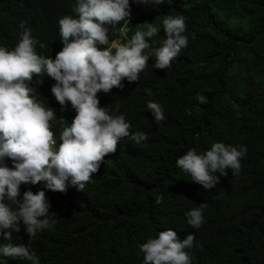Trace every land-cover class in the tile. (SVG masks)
I'll list each match as a JSON object with an SVG mask.
<instances>
[{"label":"trees","instance_id":"16d2710c","mask_svg":"<svg viewBox=\"0 0 264 264\" xmlns=\"http://www.w3.org/2000/svg\"><path fill=\"white\" fill-rule=\"evenodd\" d=\"M74 3L0 0V46L14 49L23 21L46 45H37V53L54 59L63 47L58 20L74 15ZM165 15L185 17L188 36L171 68L155 69L156 58L150 57L138 82L125 80L123 89L98 95L101 107L124 114L130 132L142 131L148 139L139 145L122 139L84 191L21 185L18 199L28 190L45 191L49 219L56 221L53 230L31 241L40 264H143L139 246L169 228L181 240L195 234L200 246L186 249L193 264H264V0H165L158 7L132 3L124 42L145 29V23H153L158 32L145 54L162 46ZM54 83L42 76L34 77L30 86L45 107L55 110L52 130L58 136L60 118L70 123L75 112L70 104L61 111L51 93ZM197 95L206 102L198 103ZM149 101L164 109L159 124L147 108ZM214 142L246 145L248 151L240 173L234 176L229 169L220 176L222 185L209 191L192 183L176 160L190 148L205 152ZM201 203L206 205L205 223L195 229L187 224L185 212ZM20 227L12 241L0 234V244L28 245L31 238ZM0 264L30 262L0 256Z\"/></svg>","mask_w":264,"mask_h":264},{"label":"clouds","instance_id":"9594fccd","mask_svg":"<svg viewBox=\"0 0 264 264\" xmlns=\"http://www.w3.org/2000/svg\"><path fill=\"white\" fill-rule=\"evenodd\" d=\"M132 3L158 7L165 0H75L74 15L58 20L63 47L54 59L37 53V45L41 49L46 45L33 37L23 21L14 49L0 46V234L12 241L22 224L31 238L28 245L0 244V256L40 264L31 250V241L38 233L53 230L56 224L49 219L51 205L45 191L28 190L18 199L21 185H42L53 192H66L69 186L84 191L104 158L117 151L122 139L128 138L136 145L148 139L142 131L130 132L124 114L113 115L108 107H101L98 95H107L113 88L123 89L125 80L138 82L150 57L156 58L155 69H170L187 47L188 36L185 17L165 15L162 46L145 54L151 47L149 39L158 32L153 23H145V29L136 30L124 42ZM110 33L114 39H110ZM42 76L55 81L51 93L61 111L70 104L75 112L70 123L60 118L58 136L52 130L57 122L55 110L45 107L37 98L36 88L30 86L34 77ZM196 100L203 104L206 97L197 95ZM147 108L156 124L165 119L158 102L149 101ZM196 136L198 139L199 134ZM247 151L246 145L214 142L202 153L190 148L177 158L176 167L190 176L192 183L210 191L222 185L220 176H227L229 169L234 176L240 173ZM205 207L201 203L185 212L187 224L199 229L205 223ZM194 246H200L195 234L181 240L169 228L155 238L149 237L139 248L143 264H193L186 249Z\"/></svg>","mask_w":264,"mask_h":264}]
</instances>
